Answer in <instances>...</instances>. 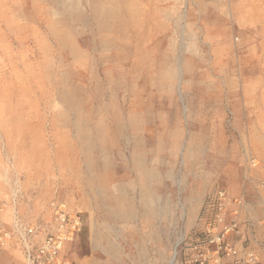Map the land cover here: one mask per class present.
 I'll use <instances>...</instances> for the list:
<instances>
[{"label": "rangeland", "instance_id": "obj_1", "mask_svg": "<svg viewBox=\"0 0 264 264\" xmlns=\"http://www.w3.org/2000/svg\"><path fill=\"white\" fill-rule=\"evenodd\" d=\"M263 182L264 0H0V264L59 204L76 264H194L220 190L264 264Z\"/></svg>", "mask_w": 264, "mask_h": 264}, {"label": "built area", "instance_id": "obj_2", "mask_svg": "<svg viewBox=\"0 0 264 264\" xmlns=\"http://www.w3.org/2000/svg\"><path fill=\"white\" fill-rule=\"evenodd\" d=\"M253 166H257L255 160ZM264 187V182L262 183ZM240 203L231 199L225 190L217 193L214 203L213 218L207 222V241L193 246L194 264H220L221 253L226 256H236L238 251L228 241L231 232L237 229L235 216L237 215L234 205ZM55 228L47 235L39 248L30 255L28 264H73L61 257L66 245L71 242L82 228V214L79 211H71L65 205L59 204L54 207ZM7 235H0V241ZM256 260L254 255L250 256Z\"/></svg>", "mask_w": 264, "mask_h": 264}, {"label": "crops", "instance_id": "obj_3", "mask_svg": "<svg viewBox=\"0 0 264 264\" xmlns=\"http://www.w3.org/2000/svg\"><path fill=\"white\" fill-rule=\"evenodd\" d=\"M256 161H257V159H255ZM44 241V240H43ZM42 241V242H43ZM42 244V243H41ZM40 244V245H41ZM61 257L63 258V259H66V260H68V261H70L71 263H73V264H76L75 262H73L69 257H68V255L66 254V247H65V249L62 251V253H61Z\"/></svg>", "mask_w": 264, "mask_h": 264}, {"label": "bare ground", "instance_id": "obj_4", "mask_svg": "<svg viewBox=\"0 0 264 264\" xmlns=\"http://www.w3.org/2000/svg\"><path fill=\"white\" fill-rule=\"evenodd\" d=\"M60 89V88H59Z\"/></svg>", "mask_w": 264, "mask_h": 264}]
</instances>
